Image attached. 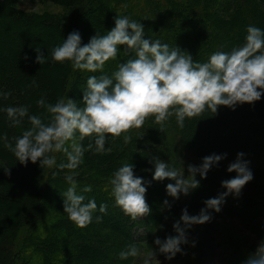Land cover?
Here are the masks:
<instances>
[{"label": "trees", "instance_id": "1", "mask_svg": "<svg viewBox=\"0 0 264 264\" xmlns=\"http://www.w3.org/2000/svg\"><path fill=\"white\" fill-rule=\"evenodd\" d=\"M65 1L73 2L74 0ZM229 1L96 0L94 11L99 10L98 19L89 21V25L86 24L82 32L78 31L81 35V46L87 44L94 35H104L110 31L115 26L117 15L127 16L130 20L140 22L144 26L145 39H158L161 43H167L170 48L178 47L186 54H190L194 61L203 63L209 59L211 54L219 50L222 44L220 34H227L226 31L230 32V41H227L225 46L231 42L229 47L232 50L245 42L248 26L264 29V0L237 1L230 12L231 17L225 15L228 10L232 9L225 7L226 2ZM90 3L91 0H83L82 8H87ZM101 3H105L108 8L102 9ZM11 6L10 3L0 1V80L5 75H12L17 70L13 75L16 76V86L19 84L20 88L25 82L24 78L28 77L26 76L27 72L23 71L28 70L36 62L37 54L34 55L28 49L32 45L44 46L50 54L54 47L61 45L67 38L70 32L69 27L75 24L77 18L74 17L68 22L64 31L59 33L48 26L51 24L50 22L44 19L22 17ZM87 14L89 15V13ZM50 38L54 40L52 45L47 44V40ZM56 39H59V42ZM133 57L134 53L130 52L126 45L118 46L117 58L106 62L103 74L111 76L118 69L120 63ZM54 64L58 69L65 67L59 62ZM66 67H69L71 76L67 79L65 92L69 98L73 96V100L78 106L83 107L82 97L87 79L92 75L99 76L101 73L73 69L69 61ZM28 71L31 74L32 71ZM46 99L47 97H45V101ZM260 104L261 99L256 101L255 106ZM253 105L254 103L237 104L235 109L219 106L215 115L208 111L203 116L192 119L185 118L183 128L179 127L175 115H172L164 122L163 131L160 129L161 125L155 122L154 117H149L139 129L133 128L120 137H107L105 146H114V153L109 158L111 164L107 163L109 155L95 153L94 150L86 151L83 158L85 164L83 171L77 168L78 175L73 176L78 184L77 192L85 196L84 202L94 199L98 208L101 203L107 204V212L106 214L99 211L94 213L92 222L84 228L78 227L69 219L64 212L63 201L57 202V198L62 196L61 193L66 191L70 185L67 183L66 177L60 176V171L56 172V168H54L51 180L60 184V188H58L60 193L53 196L49 180L39 184V201L44 202L45 206L38 216L29 221L25 238L19 240V243L23 245V250L28 252L25 262L27 264H106L107 260H116L119 264H133L134 257L122 260L119 258V253L126 250L129 245L134 244L139 247L138 243L149 239V234H152L157 224L162 223L169 209L165 206L164 201L167 200L166 185L170 180L167 178L163 181L153 180L154 171L145 170L147 173L142 178L145 181L144 186L147 188L145 196L151 209L150 214L136 220L125 215L116 206L109 183L113 173L119 167L129 163L127 160L118 163V158L125 150L124 145L135 150L134 161H130L134 165V172L144 170L151 164L150 161L153 157L161 159L164 154L176 157L183 151H191L194 155L201 157L213 153L219 154L231 145L243 141H245L246 147L248 143L254 142V139H244L245 133L249 132L251 127L256 128L253 121L245 123L243 120ZM7 106L6 102V108ZM262 112L264 114V106ZM262 125L263 128H257L256 132L251 135L264 138V122ZM124 135L131 136V141L125 143ZM89 142L88 138L82 141L85 146ZM61 153V156L65 155L63 152ZM54 154L55 158L60 160L58 154ZM127 155L129 156L130 153ZM62 163H67V158H63ZM88 168V174L84 173L86 172L84 169ZM51 169L47 171L49 172ZM67 170L69 169H64V171ZM107 173L108 175H106ZM235 176V172L218 173L215 180L211 182L212 188L208 189L207 185L208 191L205 189L201 198L207 200L217 197L218 194L226 191L221 186L223 178L230 179ZM88 185H91L92 191L82 193L81 190ZM199 190L194 189L195 193L201 195L203 191L198 192ZM199 195L195 194L194 197L199 198ZM231 196L233 199L225 198V202L221 205V211L207 209L211 219L200 224L201 231L192 239L195 246L200 248L204 264H243L246 260L238 248L229 251L222 247V242L218 239V222L224 212L241 218L245 227L254 235L253 240L258 246L264 243V198H259L256 185L250 181L243 187L239 196L233 194ZM168 202L170 204V201ZM1 205L2 200H0V207ZM202 206L198 207L197 205L194 209L195 215H198L203 207L205 208V205ZM188 213L192 215L190 211ZM96 216H102V219L97 221ZM130 220L140 224L139 228H143L144 235L138 237L139 229L133 230V227L127 226ZM114 221H116L115 224ZM110 226L117 227L121 233L120 239L113 246H108L107 241L106 230ZM145 229H148V232L145 233ZM185 245L187 244L181 245L182 253H177L171 260L159 253V246L154 242L152 250L156 252V258L162 264H167L184 257ZM251 250V246L247 247V252ZM101 260L106 262L101 263Z\"/></svg>", "mask_w": 264, "mask_h": 264}, {"label": "clouds", "instance_id": "2", "mask_svg": "<svg viewBox=\"0 0 264 264\" xmlns=\"http://www.w3.org/2000/svg\"><path fill=\"white\" fill-rule=\"evenodd\" d=\"M246 31L245 42L241 46L230 52H214L203 63L194 61L190 54L178 47L170 48L158 39H145L144 26L127 16L117 15L115 26L110 31L94 35L83 46L80 33L72 31L61 45L52 49L51 59L59 63L69 61L73 69L101 73L87 79L83 107L71 98L61 97L52 104L46 103L42 97L37 105L49 114L50 118L45 123L41 116L29 115L26 106H9L5 111L13 126L21 125L27 117L31 127L13 138L14 145L5 135L4 146L25 166L29 161H39L40 167H54L56 158L50 154L63 152L67 163L60 164L59 168L75 170L84 162L86 151L103 154L108 136L116 138L133 128L139 129L149 117H154L163 131L164 122L172 115L183 128L185 118L203 116L208 111L215 115L219 106L235 109L237 104L259 101L264 95V29L250 25ZM121 45H126L134 57L120 63L111 76L103 74L106 62L117 58L118 46ZM35 51L36 62L43 65L47 56L40 48ZM2 95L7 99L11 93ZM86 138L90 139L87 146L82 143ZM131 139V136L124 135L125 143ZM226 155L213 153L203 157L199 165L189 164L187 178L159 157H153L150 161L154 163L152 179L175 181L166 185V192L178 200L180 194L187 196L200 186L197 174L205 179L208 171ZM244 155L238 152L236 160L229 163L227 171L235 172L236 176L221 181L226 191L205 200V208L198 215H189L185 207L180 220L173 224L176 235H169L164 240L156 237L154 243L166 259L171 260L177 253H182L181 245L188 243L187 229L210 221L207 209L221 211L225 198L229 194L239 196L243 187L253 179L249 161L243 159ZM4 172L11 174L9 168H4ZM65 179L70 186L61 193L63 209L73 223L84 228L92 222L97 211L106 214L107 204L101 203L98 208L94 199L85 203V196L77 192L78 184L73 175ZM109 183L115 204L125 215L136 220L150 214L145 181L135 175L133 164L119 167ZM91 191V185L81 190L82 193ZM164 204L171 207L167 200ZM101 219L102 216H96L97 221ZM139 252L137 246L129 245L119 253V258L137 257ZM153 258L156 259L154 251L145 257L143 264H153ZM243 264H264V243L249 254Z\"/></svg>", "mask_w": 264, "mask_h": 264}, {"label": "rangeland", "instance_id": "3", "mask_svg": "<svg viewBox=\"0 0 264 264\" xmlns=\"http://www.w3.org/2000/svg\"><path fill=\"white\" fill-rule=\"evenodd\" d=\"M0 1L12 4V9L21 14L22 17H27L28 19H44L50 22L51 24L48 26L53 28L55 31L57 30L59 33L64 31V28L68 25V22H70L74 17L77 18V20L74 22L76 25L73 24L71 27H69V33L72 31L82 32L89 21L98 19L97 14L99 13V10L97 9L94 11L96 0H91V3L87 8H82L83 0H74L73 2H66L65 0ZM237 1L239 0H230L229 2H226L227 5L225 7L232 9L228 10L227 14L225 15L231 17L230 12L237 4ZM101 8L107 9L108 6L105 3H101ZM81 9L82 11L80 12ZM87 13H89V15ZM226 33L227 34H220V40L222 44L220 45L218 51H231L229 47L231 45H229V43L231 42H228V46H225V43L230 41V32L226 31ZM56 41L59 42V39H56ZM53 43L54 40L52 38L47 40V44L52 45ZM36 48H40L41 51L44 52V54L47 56V60L43 65L34 62L33 65L28 68L30 72L32 71L31 74L28 73L29 71L27 69L23 71L24 73L27 72L26 76H28L23 80L25 81L23 83L24 86L22 85L20 88L19 84L16 86V76L13 74H16L17 70L14 71L12 75L7 74L3 79L0 80V200H2V205L0 207V247L2 248L0 250V264H27L25 262V256L28 252L23 250V245L19 243V240L25 238L27 231L26 228L29 225V221L34 219L35 216H38L45 206L44 202L41 203L39 201V184L49 180L50 191H53L54 196L60 193L58 192L60 184H56L54 180H51L54 174V168H56V172L60 171V176L62 177H66L68 175H78V172L76 173V169L64 171V169L59 168V165L62 164V159L67 158L66 155L61 156V152L57 153L60 160L56 159V166L51 167L52 169L48 172L47 170L50 168L46 166L40 167L39 161H37V163H32L29 161L26 166L22 165L18 160H16L14 154L4 146L3 137L5 135H7L8 140L14 145L15 140L13 138L21 136L23 131L31 127L27 117L24 118L21 125L13 126L5 111L6 102L8 103L7 107H28L29 115L41 116L44 122L47 123L50 118L49 114L45 108L39 107L37 105V101L42 97L44 99L47 97L46 103L54 104L61 97L65 99L69 98L65 92L67 79L71 76V71L68 70L69 67H66L68 61L61 63L65 65L64 68L58 69L54 64L55 62L51 59V53L48 54L49 51L46 50L44 46L32 45L28 51H32V53L35 55L37 54L35 51ZM200 53L203 54L202 52ZM5 92L11 93L7 99H5L2 95V93ZM70 98L73 99V96ZM255 104L256 102H254V105L250 107L249 113L246 115L243 122L247 123L249 121H253L255 124L254 127L256 129H261L263 128L262 123L264 122V114L262 112V108L264 106V95L261 97V104L257 106H255ZM256 129L251 127V130L245 133L244 138L254 139V142L248 143L246 147L245 141L231 145L226 150L219 153H226L227 155L218 163V165L213 166L208 171L207 177L205 179H201L199 174L196 175V179L201 181L200 186L196 188V190H199L200 188V190L203 191L201 195H199V193H195L194 190H192V192L187 196L180 194V198L178 200H174L172 197L167 195V200L170 201L171 207L168 209L166 217L163 219L162 223L157 224V227L152 231V234H149V239L140 241L138 243L140 252L137 257H134L133 264H143L145 257H147V255L153 251L152 245L156 237L165 239L169 235H176L173 229V224L180 220L182 210L185 207H187V210L190 211L192 215H195L196 212L194 209L197 207V205L198 207L205 205V198L201 197L204 195L205 189L208 191L207 185L208 189H211V182L215 180V176L221 172H224V174L228 172L227 167L229 163L236 160L238 152H243L245 154L243 159L249 161V168L253 173V179L251 182L256 185L260 195L259 198H264V138L256 135L254 137V135H251L252 133L256 132ZM113 147V145L105 146L104 153L109 155L108 159L112 156L111 154L114 153ZM124 147L125 150H123L124 152L120 155V158H118V163L124 160L129 161V163L130 161H134L135 150L132 149V147H128L127 145H124ZM127 153H130V155L128 156ZM50 155L55 156L54 153ZM203 157L205 156L198 157L191 151H183L182 154L180 153V155H177L176 157L164 154V156L161 157V160L167 162L170 168H176L179 170L185 176V178H187V166L189 164L199 165L202 162ZM107 163L111 164V160L109 159ZM83 167H85L84 163L78 168L79 170L83 171ZM4 168H9L11 174L6 175ZM88 170L89 168L87 170L84 169V171H86L84 173L88 174ZM145 170L154 171V163H151L144 170L136 171L134 173L135 175L142 177L146 175L145 173H147ZM106 175H108V173ZM223 180H226V178L224 177ZM174 182L175 181L173 180L169 181V183ZM200 190L198 192H200ZM195 194L199 195V198H195ZM227 199H233L231 194L227 196ZM58 201L62 202L63 197L59 196L57 198V202ZM115 222L116 221H114V224ZM218 225V239L220 242H222L223 248L229 249V251L238 248L242 252L245 259H247L249 254H252L256 251L258 245L253 240L254 235L245 227L241 218L224 212L220 216ZM127 226L133 227V230L139 229L138 237L140 235H144V230L143 228H139L140 224H138L137 221L130 220L127 223ZM181 226H183V222H181ZM106 231L108 235V246L115 245L116 241L120 239V230H118L115 226H110V228ZM186 231L188 243L185 245L186 250L184 257L176 262L167 264H204V258L200 254L199 246H195L192 241V239L195 238V235L197 233L199 234L201 231V225H193ZM146 232H148V229H145V233ZM135 239H137V237H135ZM14 241H16V243H13ZM249 246L252 247V250L250 251L252 253L249 251L247 252V247ZM101 261V263L106 262L104 260ZM106 264L119 263L116 262V260H107ZM153 264L162 263L157 258H153Z\"/></svg>", "mask_w": 264, "mask_h": 264}]
</instances>
